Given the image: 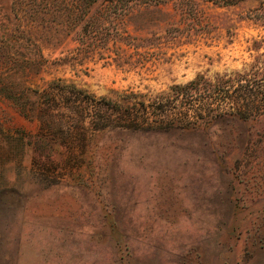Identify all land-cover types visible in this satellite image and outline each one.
I'll return each mask as SVG.
<instances>
[{"label":"rangeland","instance_id":"obj_1","mask_svg":"<svg viewBox=\"0 0 264 264\" xmlns=\"http://www.w3.org/2000/svg\"><path fill=\"white\" fill-rule=\"evenodd\" d=\"M0 0V264H264V0Z\"/></svg>","mask_w":264,"mask_h":264},{"label":"trees","instance_id":"obj_2","mask_svg":"<svg viewBox=\"0 0 264 264\" xmlns=\"http://www.w3.org/2000/svg\"><path fill=\"white\" fill-rule=\"evenodd\" d=\"M112 1V0H111ZM121 3L124 5H129V3L131 2V0H114L113 3Z\"/></svg>","mask_w":264,"mask_h":264}]
</instances>
